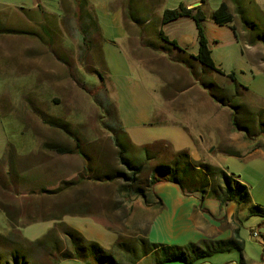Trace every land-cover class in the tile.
Instances as JSON below:
<instances>
[{"label":"rangeland","instance_id":"374dc122","mask_svg":"<svg viewBox=\"0 0 264 264\" xmlns=\"http://www.w3.org/2000/svg\"><path fill=\"white\" fill-rule=\"evenodd\" d=\"M155 1L152 0V3ZM139 2H142V7L150 0ZM223 2L228 4L234 16L232 25L237 28L240 41L229 26H220L213 18L214 11ZM36 4L39 7L28 9ZM180 5L188 8L201 6L205 13V35L214 56L221 62L220 67L226 73H234L238 82L249 89L240 103L255 115L264 110V45L256 42L253 46H246L243 51L244 44L249 43L252 35L243 28L233 1L159 0L158 8L151 10L154 16L147 26L155 31L158 29L156 21L163 17L164 11L178 9ZM244 5L248 18L264 30V0H245ZM112 7L113 10L121 7L124 15L127 14L125 0H116ZM76 11L74 0H0V123L10 143L8 159L3 158L4 153L0 149V161L4 162L3 173L10 171L12 174L11 184H0V235L11 237L12 228L5 214L9 210L18 218L16 231L31 242L42 239L51 229L60 230V225L65 224L79 231L86 239L110 250L118 264H132L134 257H142L140 244L148 242V228L153 211L158 207L152 205L151 200L148 203L140 196L123 192L127 183L125 179H103L105 174L111 175L122 169L112 134L121 128L118 119L120 102L110 86H106V91L95 92L101 81L97 74H90L89 69L95 68L105 77L102 40L99 33L92 29L89 38L94 46L92 52L86 55L88 51L81 31L85 21L77 17ZM96 13L97 16L104 14ZM113 13L110 11L106 16ZM41 24L46 25L53 34V49L46 39L42 41L35 36L3 32L7 29L34 31ZM156 32L150 33V37L159 44L161 41ZM165 32L175 37L189 52L198 50V30L192 19L184 18L166 28ZM129 42L133 48L132 40ZM148 53L136 55L147 57L149 68L155 70L158 80L150 75L146 86L157 90V94L167 97L179 87L180 91L174 95L190 90L191 93L195 91V94L209 97V92L201 85V78L208 83L227 87V93L232 94L225 77L216 73L199 74L200 68L196 69V75L186 67L179 72L174 66L167 67L169 55L151 50ZM65 61L73 63V77L72 68ZM78 81L85 84L87 89H94L92 94H88L87 89L83 90ZM126 105L128 103H123V108ZM221 114L210 110L207 115L206 128L212 142L208 150L211 159L205 154L202 162L234 175L248 186L251 205L264 207V149L259 148L264 146V136L249 141L243 133L234 130L231 118L226 119L227 112ZM54 123L65 125L66 130L56 127ZM130 136L140 144H152L159 138L172 141L181 148L187 146L185 133L180 128L144 125L133 128ZM75 137L91 159L94 172L90 176L84 172L86 165L82 156L62 155L49 146L53 143L73 149ZM194 145L192 143L191 147ZM133 155L139 157V151L135 150ZM157 162L160 160L146 164L142 179L149 177L150 167ZM42 168L52 175H42ZM78 180L82 182L61 193L42 194L43 190L57 191L62 182ZM216 181L222 184L218 178ZM47 218L56 220L36 222ZM240 219V239L244 243L242 254L232 250L216 254L198 264H264V242L253 236L255 231L264 233V219L250 216L245 208L240 211ZM61 237L63 248L68 249L67 240ZM113 238H116L115 243L111 247L106 246L108 240ZM3 250L0 247V251ZM50 253L40 247L33 254V260L36 264H87L77 259L52 258ZM89 260L92 264H103L92 257ZM141 264L152 262L147 260Z\"/></svg>","mask_w":264,"mask_h":264},{"label":"trees","instance_id":"16d2710c","mask_svg":"<svg viewBox=\"0 0 264 264\" xmlns=\"http://www.w3.org/2000/svg\"><path fill=\"white\" fill-rule=\"evenodd\" d=\"M140 1V0H139ZM138 0H125L127 3V18L142 28L141 45L144 48L152 51H161L170 56V60L174 63L180 64L190 70L193 75H196V69L200 68L199 74L216 73L228 80L229 87H231L232 94H228L227 87H221L214 83H208L201 78V85L209 92L210 97L220 104L222 107L231 110V123L235 131L243 133L249 141L256 140L258 136H264V110L256 115L249 112L245 106L240 103L242 97L249 93V89L242 85L235 77L234 73L226 74L219 68L212 56V50L209 47V42L206 38L203 23L205 21V13L201 10V6L188 8L180 5L178 9H166L163 13L161 25L172 23L180 18H190L196 23L198 30V44L199 51L197 55H192L187 50L181 48L175 41H171L162 30L157 29L156 36L161 41L156 44L152 41L150 34H145L146 29L144 24L148 19H152L154 13L152 9L158 8L159 0H152L145 4L148 7L141 5L142 2ZM236 14L241 19L243 28L252 35L249 43L244 44L243 51L246 46H253L256 42L264 45V30L260 26L248 18L247 10L244 5L245 0H232ZM77 7V17L85 21V25L81 26L83 33V43L86 46V55H89L94 43L90 39L92 29L99 33L100 39L103 40L101 28L98 21V16L89 0H74ZM213 18L220 26H229L233 31L236 39L240 41L237 28L232 25L234 16L230 13L227 3H221L220 7L214 11ZM92 30V31H91ZM144 30V31H143ZM4 34L12 35H30L35 36L40 40H45L48 46L53 49L54 38L52 32L46 25L41 24L38 29L34 31H22L19 29H7L3 31ZM2 32V33H3ZM66 64L72 68V77L74 74V65L65 61ZM90 74H97L100 78V85L95 90L100 93L102 90L106 91L105 77L95 68L89 69ZM77 84L86 90V85L77 82ZM93 88V87H92ZM94 89H87L88 94H92ZM97 97V95H96ZM118 119L120 117L118 116ZM121 121V120H120ZM60 129L66 130L65 125L61 123H54ZM114 145L118 151V161L121 170L105 174L103 179L114 180V178H123L127 181L123 192L133 193L142 197L146 202L163 207L162 200L155 193L154 187L160 183H173L180 187L182 192L186 195L200 194L202 199L210 195L214 197L223 208L229 203L234 202L238 206L249 207L250 216H258L264 218V208L261 206H251V193L245 184L236 179L234 175H229L226 171L216 168L211 164L202 161H196L192 158L188 150L176 152L173 150L170 143L166 141H158L152 144L136 147L121 122V128L113 131ZM74 136V135H73ZM75 148L56 146L54 150L59 154H77L82 156L85 160L84 172L90 176L94 171L90 157L82 149L79 140L75 137ZM50 146V145H49ZM51 148V147H50ZM264 148V146H259ZM139 151V157L133 155L134 151ZM143 160V161H142ZM160 160V162L152 164L150 167L149 177L142 179L146 164ZM4 162L0 161V184H11L12 179L10 171L3 173ZM99 172V171H97ZM90 174V175H89ZM100 177L96 178L99 179ZM102 178V177H101ZM219 179L222 184H218L216 179ZM94 179V178H93ZM82 181H65L61 183L57 191L43 190L42 194H54L56 192H63L74 186H77ZM8 224L11 226V237L0 235V247L4 249L0 251V264H36L34 262L33 254L36 249L42 247L52 254L53 257H59L63 260L77 259L92 264L90 257L99 263L103 264H118L115 255L110 251L99 245L94 241L86 239L79 231L70 226L61 224L59 229L56 228L50 231L42 239L31 242L20 236L17 230L18 218L9 212L5 211ZM34 223V222H33ZM63 236L69 245L68 249L63 248ZM142 257H134L132 264H139L140 261L151 255L154 264H165L171 262H182L184 264H198L202 260L211 258L214 254L224 253L231 250H243V243L240 241L239 235L231 240L223 241H204L200 244L191 243L187 246L179 245H164L153 244L148 242H141ZM136 251V249H132ZM58 261V260H57ZM56 261V263H57ZM55 264V263H54Z\"/></svg>","mask_w":264,"mask_h":264},{"label":"crops","instance_id":"0c3cea01","mask_svg":"<svg viewBox=\"0 0 264 264\" xmlns=\"http://www.w3.org/2000/svg\"><path fill=\"white\" fill-rule=\"evenodd\" d=\"M89 1L98 13H104L100 14V16L98 15V21L103 36L101 53L104 60L105 84L114 90L116 100L120 102V112L118 111V115L132 143L136 147L147 145L135 142L130 136L133 128H139L144 125L180 128V130H183L185 133L187 146L181 148L176 146L172 141L159 138L152 142L166 141L171 144L173 150L176 152L188 150L192 158L196 161H202L205 154L211 159L208 150H210L212 142L210 140V133L207 129V115L210 110H215V112L221 116V112H227L228 115L226 114L225 116H227L226 119H229V117L231 118V110L228 108L230 110L229 112L226 107L222 108V106L215 102L210 95L209 97L203 94L198 95L194 93L195 91L191 93L190 90L174 95L180 91L178 87L177 91L173 92L174 94L165 97L161 93L157 94L158 91L154 88L146 86L150 75L156 78V80L158 79L155 75V70L149 68V62L146 61L147 57L136 55L140 53L147 55L150 50L141 45L142 28L131 22L127 16L124 15L121 7L114 10L112 9L116 0ZM143 6L148 7L147 5ZM35 7L37 8L39 6L36 4L28 9H34ZM110 11L114 12L113 15L109 14L106 16V13ZM183 19L184 18H180L177 21L162 26V18L159 17V20L156 21V26L158 29L162 30L171 41H175L181 48L187 50L189 54L197 55L199 44L197 51L189 52L181 42L175 37L172 38V36L165 32L166 28L181 22ZM151 22L152 20L148 19L144 24V28L146 29L145 34L155 33V31H157V28L153 31L147 26L151 24ZM130 39L134 44L133 48L129 42ZM135 41L138 42V44H136ZM212 56L217 66L221 68V62L216 59L213 51ZM172 66L179 72L184 70V66L169 60L167 67L170 68ZM155 68H157V66H155ZM193 90H195V87ZM123 103H128V105L123 108ZM203 137L205 139H203ZM199 138H201L200 140L202 143ZM192 143H195L193 147H191ZM6 144L7 148H5ZM8 145L10 146V143L0 123V149L3 151V158L6 160L8 159ZM50 146L52 148L58 145L51 143ZM218 149L219 148H216V150L220 152V149ZM52 150H54V148H52ZM10 160L12 161V159ZM40 173L42 175L51 174V172L47 173L45 168H42ZM154 191L162 200L163 207L153 211L147 232V238L150 243L187 246L191 243L200 244L204 241L231 240L235 238L236 235H239V238H241L240 229L242 223L240 211L245 208L249 212V207H240L236 203L231 202L222 208L214 197L207 195L202 199L201 195L198 193L186 195L178 185L173 183L157 184L154 187ZM251 206L261 205L252 204ZM149 209L151 210V207ZM48 220H56V218H47L36 222ZM262 225H264V222ZM52 230L53 229L50 231ZM254 238L262 239L264 242L263 235ZM115 241L116 238L108 240L106 246L111 247ZM241 242L243 243V241ZM242 252L243 250L241 254ZM215 255L216 254L213 256ZM152 259L153 257L149 255L143 258L139 264L147 260L152 262ZM242 260L244 262L243 255ZM152 264L154 263L152 262Z\"/></svg>","mask_w":264,"mask_h":264},{"label":"built area","instance_id":"2783aa9c","mask_svg":"<svg viewBox=\"0 0 264 264\" xmlns=\"http://www.w3.org/2000/svg\"><path fill=\"white\" fill-rule=\"evenodd\" d=\"M261 235H263V239H264V234H262V233H260V232H258V231H255V232L253 233V236H254V237H260Z\"/></svg>","mask_w":264,"mask_h":264}]
</instances>
